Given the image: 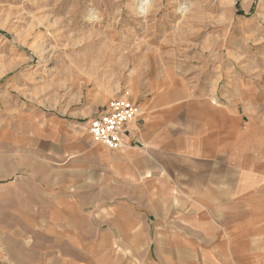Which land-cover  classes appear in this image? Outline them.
Masks as SVG:
<instances>
[{"label": "rangeland", "instance_id": "rangeland-1", "mask_svg": "<svg viewBox=\"0 0 264 264\" xmlns=\"http://www.w3.org/2000/svg\"><path fill=\"white\" fill-rule=\"evenodd\" d=\"M117 97L211 108L237 194L192 213L160 184L94 203L88 166L44 149L91 138ZM94 219L130 229L106 243L121 264H264V0H0V264H75Z\"/></svg>", "mask_w": 264, "mask_h": 264}, {"label": "crops", "instance_id": "crops-1", "mask_svg": "<svg viewBox=\"0 0 264 264\" xmlns=\"http://www.w3.org/2000/svg\"><path fill=\"white\" fill-rule=\"evenodd\" d=\"M187 102H133L139 116L129 126L127 146L122 150H111L92 137L78 141L70 135L65 137L66 142L50 140L44 152L69 166L79 163L88 166L94 203H114L120 196H129V188H139L146 194V187L153 186L156 193L160 184L169 185V193L174 195L170 209L179 207L192 213L200 209L198 205L203 200L212 206L225 204L239 187L237 167L228 165L227 157L218 150L221 143L225 145V131L221 129L222 123L210 117L211 108H207L204 118L195 108L199 102ZM59 125L67 128V121ZM109 224L106 235L96 233L101 225L98 219L90 223L91 233L81 240L90 244L91 249L85 245L75 256V264H121L106 250V243L132 241L130 229H124L127 234L121 229L119 234L115 221ZM133 240L145 242L146 236L136 235Z\"/></svg>", "mask_w": 264, "mask_h": 264}, {"label": "built area", "instance_id": "built-area-1", "mask_svg": "<svg viewBox=\"0 0 264 264\" xmlns=\"http://www.w3.org/2000/svg\"><path fill=\"white\" fill-rule=\"evenodd\" d=\"M139 116L138 107L130 100L117 97L89 122V133L93 140L111 150H122L126 135Z\"/></svg>", "mask_w": 264, "mask_h": 264}, {"label": "bare ground", "instance_id": "bare-ground-1", "mask_svg": "<svg viewBox=\"0 0 264 264\" xmlns=\"http://www.w3.org/2000/svg\"><path fill=\"white\" fill-rule=\"evenodd\" d=\"M146 4H147V2H146Z\"/></svg>", "mask_w": 264, "mask_h": 264}]
</instances>
